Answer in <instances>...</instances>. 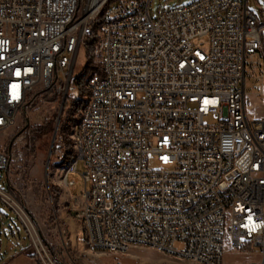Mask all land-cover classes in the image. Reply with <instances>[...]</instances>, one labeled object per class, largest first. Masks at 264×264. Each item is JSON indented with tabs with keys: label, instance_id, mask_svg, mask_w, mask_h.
Listing matches in <instances>:
<instances>
[{
	"label": "built area",
	"instance_id": "built-area-1",
	"mask_svg": "<svg viewBox=\"0 0 264 264\" xmlns=\"http://www.w3.org/2000/svg\"><path fill=\"white\" fill-rule=\"evenodd\" d=\"M149 5L0 0V134L37 89L47 91L60 104L50 157L61 159L58 128L75 100L80 41L94 38L99 71L85 83L91 99L71 140L83 149V190L69 199L84 250L140 245L223 264L227 245L253 248L260 259L245 264H264V111L249 118L245 110L246 60L258 55L259 66L264 4L259 16L247 0H193L156 16ZM260 78L264 99V70ZM9 150L0 147V170ZM0 200L29 234L10 193L0 188Z\"/></svg>",
	"mask_w": 264,
	"mask_h": 264
},
{
	"label": "rangeland",
	"instance_id": "rangeland-1",
	"mask_svg": "<svg viewBox=\"0 0 264 264\" xmlns=\"http://www.w3.org/2000/svg\"><path fill=\"white\" fill-rule=\"evenodd\" d=\"M190 1L193 0H150L149 9L151 15L156 16L164 7L183 5ZM262 4H264V0H247L248 8L257 16H259L260 5ZM91 42V39H87L85 43L80 45L75 60V74L86 75V53ZM259 64L258 66V55H255L252 60L250 58L246 60L245 110L249 118H261L264 111L260 78V72L264 70V44ZM56 102L54 95L51 96L47 91L37 89L29 107L22 113L16 124L5 133L0 134V147L7 151L10 147L11 156L9 166L6 169L7 172L0 170V188L5 190L8 186L10 196L23 209L18 206L16 208L18 212L23 213L22 217L27 223L30 234L29 251L38 256L40 264H199L140 245L131 247L126 253L114 251L88 252L84 250L83 243L80 241L79 225L72 217L63 215V226H56L53 218L56 205L53 183L61 182L64 167L57 166L58 163L55 162L53 156L48 161L52 131L41 136H36L33 132L35 127L55 119L60 107V104ZM77 120L73 122L70 119L62 120V125L60 123L58 128V135L60 131L65 136L68 124L73 126ZM206 120L210 123L215 121L212 115L208 116ZM68 138L70 137L68 136ZM47 161L48 168L46 167ZM148 164L151 168L157 167L153 158L149 159ZM76 167L77 173L69 176L75 180V184L70 187V193L74 196H78L83 190V180L79 175L84 170L82 160L77 161ZM0 212L10 215L9 211L1 204ZM17 225L23 233L20 222ZM13 226L15 227L14 224ZM34 238L38 249L33 243ZM0 243L4 247L7 243V238L1 233ZM46 244L52 247L55 256L50 253ZM176 246L179 247L180 245L176 244ZM222 258L223 264H245L249 261L259 260L260 254L253 248L244 247L233 250L225 245Z\"/></svg>",
	"mask_w": 264,
	"mask_h": 264
},
{
	"label": "trees",
	"instance_id": "trees-1",
	"mask_svg": "<svg viewBox=\"0 0 264 264\" xmlns=\"http://www.w3.org/2000/svg\"><path fill=\"white\" fill-rule=\"evenodd\" d=\"M87 39H85L84 43L86 42ZM92 42L89 44L87 53H86V66H85V74H77L75 78V84L77 86V92H76V100H70L66 102V105L68 106V109L65 113V117L62 120L70 119L71 122L75 121L78 119L79 112L81 108L83 107L86 98H87V91L85 87V83L88 79V77L91 76L92 73H96L99 71V66L97 63L93 61V55H92V44L94 41V38H91ZM79 92V94H78ZM78 98V99H77ZM70 113V114H69ZM71 117V118H70ZM54 120V119H53ZM53 120H50L48 122H44L41 126L35 127L33 129L34 134L37 136H41L42 134L52 131V126H53ZM62 120H61V125H62ZM71 124H68L66 127L65 131V136L62 134L63 137V144H64V156L62 159L58 160L59 162L57 166H63L65 167L68 163L73 158V146L71 143V139L68 138L69 132H70V126ZM61 128V127H60ZM8 185V184H7ZM6 192L10 193L8 186L5 189ZM0 204L9 211L10 215L4 212H0V230H1V235H4V237L7 238V241H12L14 245H18L20 241H23L24 243L30 242V236L28 234L27 229L23 225V223L18 219L16 214L14 213L13 210H11L7 205H5L1 200ZM29 214V213H28ZM15 219H14V217ZM17 218V219H16ZM18 222H20L23 233L21 232L20 228L18 227ZM15 225V227L13 226ZM45 241V240H43ZM46 243V242H44ZM47 245V244H46ZM49 251L51 254L55 256V251L52 249L51 246H48ZM35 256L38 259V256L35 254ZM40 264V262H39Z\"/></svg>",
	"mask_w": 264,
	"mask_h": 264
},
{
	"label": "crops",
	"instance_id": "crops-1",
	"mask_svg": "<svg viewBox=\"0 0 264 264\" xmlns=\"http://www.w3.org/2000/svg\"><path fill=\"white\" fill-rule=\"evenodd\" d=\"M5 172L7 171L5 170ZM66 180H70V178L66 176ZM53 186L56 196L53 218L56 226L61 227L63 226V215L73 218L72 201L69 199L72 194L70 193V184L64 182V176L60 183L55 182ZM66 238L68 240L67 236ZM29 244L30 242L20 241L18 245H14L12 241H7L4 247L0 243V264H39L35 254L29 251Z\"/></svg>",
	"mask_w": 264,
	"mask_h": 264
},
{
	"label": "bare ground",
	"instance_id": "bare-ground-1",
	"mask_svg": "<svg viewBox=\"0 0 264 264\" xmlns=\"http://www.w3.org/2000/svg\"><path fill=\"white\" fill-rule=\"evenodd\" d=\"M84 41H85V39H83L82 41H80V45L83 44ZM76 75L77 74H75V76H74V90H75V93L77 92V86L75 84ZM89 80H91V76L88 77L87 81H89ZM90 99H91V91H87L86 101H85L83 107L81 108L79 114H84L85 113V111L87 109V103L90 102ZM59 126H60V123H59ZM82 126H83V118H78L77 122L71 127V130H70L69 137L71 138V140H73V138H78V135L80 134V127H82ZM58 139H61V149H62L61 159H62L63 156H64V144H63L62 133L60 131H59ZM72 146H73V144H72ZM73 153H74V155H73L72 160L70 161V163H68L64 167V170H66L67 168H74V167H76L77 161L83 159V149L82 148H75L73 150ZM64 182L67 183V184H70V180H66V176H64ZM18 213H19L20 217L23 219V217H22L23 213H21L20 211Z\"/></svg>",
	"mask_w": 264,
	"mask_h": 264
},
{
	"label": "water",
	"instance_id": "water-1",
	"mask_svg": "<svg viewBox=\"0 0 264 264\" xmlns=\"http://www.w3.org/2000/svg\"><path fill=\"white\" fill-rule=\"evenodd\" d=\"M9 149H10V147H9ZM49 159H50V151H49V156H48V161H49ZM48 161H47V168H48Z\"/></svg>",
	"mask_w": 264,
	"mask_h": 264
}]
</instances>
